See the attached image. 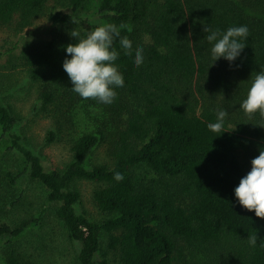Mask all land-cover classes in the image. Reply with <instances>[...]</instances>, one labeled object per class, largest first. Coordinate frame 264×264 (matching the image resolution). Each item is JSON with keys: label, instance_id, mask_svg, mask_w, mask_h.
Wrapping results in <instances>:
<instances>
[{"label": "trees", "instance_id": "1", "mask_svg": "<svg viewBox=\"0 0 264 264\" xmlns=\"http://www.w3.org/2000/svg\"><path fill=\"white\" fill-rule=\"evenodd\" d=\"M89 1L0 0V32L7 33L0 57L15 58L8 62L38 86L42 111L54 125L48 139L76 123L80 103L99 117L95 127L70 135L62 166H48L22 142L19 119L0 97V145L8 142L24 161L3 174L2 215L21 200L14 190L28 175L44 185L47 204L55 205L79 246L74 264H264V218L234 195L264 147V116L239 107L264 69L263 9L255 0H99L95 12L83 14ZM43 21L50 36L29 40L16 53L19 36ZM104 22L122 26L120 38L133 51L142 47L145 57L134 68L114 41L124 88L108 107L75 93L62 67V46L77 42L69 32L85 37ZM243 24L249 36L241 57L232 66L223 58L212 65L203 29ZM218 108L228 115L214 132L207 125ZM102 143L109 160L90 163ZM140 166L150 174L135 173ZM115 172L124 178L115 180ZM78 179L97 183L93 199L103 219L79 211ZM40 226L41 218L31 215L0 221V264H31L18 243ZM250 235H257L256 246L248 243Z\"/></svg>", "mask_w": 264, "mask_h": 264}, {"label": "rangeland", "instance_id": "2", "mask_svg": "<svg viewBox=\"0 0 264 264\" xmlns=\"http://www.w3.org/2000/svg\"><path fill=\"white\" fill-rule=\"evenodd\" d=\"M254 1V0H253ZM258 4L264 11V5ZM99 0H90L85 5L82 13L92 14L96 11ZM250 5V0H248ZM50 24L43 21L39 29H30L22 38L15 52H20L21 48L29 40L49 37L46 30ZM7 33L0 32V49L6 50L4 39ZM9 43L8 46H11ZM7 55L0 57V97L6 104L12 106L19 121L16 131L20 134L22 142L31 147L36 153L42 156L44 163L48 166H62L70 157L68 140L70 135L78 133L84 128H93L98 125V116L94 110L85 113L84 104L80 103L76 110L82 109L76 115V123L61 132L54 140L48 139L49 130L54 128L53 120L46 117L42 111V100L39 97V89L20 68H13L8 62ZM8 143V142H7ZM6 142L0 145V221L18 218L21 216H34L41 218V226L32 232L28 237L22 239L18 246L25 258L31 264H74L76 251L79 246L67 235L66 228L55 213V205L47 204L46 188L38 181H33L28 175L21 178L20 183L14 191L17 195L23 194L21 200L14 207H9L6 215L1 209L3 200L2 194L6 192L3 179L5 171H15L24 167V161L20 154L10 150ZM109 160L108 145L100 144L90 159V163H97ZM145 166L137 167L135 173L139 176H146L150 171ZM76 186L82 193V200L79 203V211L87 212L89 217L100 220L105 217V213L96 205L93 199V192L97 183L88 179H78ZM5 214V213H4ZM113 264H116L113 261Z\"/></svg>", "mask_w": 264, "mask_h": 264}, {"label": "clouds", "instance_id": "3", "mask_svg": "<svg viewBox=\"0 0 264 264\" xmlns=\"http://www.w3.org/2000/svg\"><path fill=\"white\" fill-rule=\"evenodd\" d=\"M121 27L112 22H104L92 27L85 37H80L73 29L69 32L70 36L77 38V42L62 46L66 52L62 67L69 77L72 90L81 98H93L108 107L116 101V91L124 88L123 77L114 66L118 61L117 52L113 49L114 41L118 43L123 55L131 58L134 68L144 63V49L138 46L133 51L132 43L127 38H120ZM203 30L206 33L204 38L211 43L212 65L223 58L232 66L241 57L245 48L244 41L249 36L246 24L233 25L223 31L208 26ZM239 107L246 114L259 113L264 116V69L252 78ZM215 112L216 120L207 125L214 132L222 129L228 115L224 108H218ZM123 178L121 172L114 173L115 180ZM234 195L241 206L249 211L254 210L257 217L264 218V147L251 160V169L240 178L234 188ZM248 243L256 246L257 235H250Z\"/></svg>", "mask_w": 264, "mask_h": 264}]
</instances>
